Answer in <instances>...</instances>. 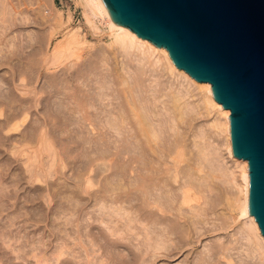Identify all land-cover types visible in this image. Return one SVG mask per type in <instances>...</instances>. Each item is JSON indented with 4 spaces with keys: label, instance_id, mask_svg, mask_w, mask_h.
Here are the masks:
<instances>
[{
    "label": "bare ground",
    "instance_id": "1",
    "mask_svg": "<svg viewBox=\"0 0 264 264\" xmlns=\"http://www.w3.org/2000/svg\"><path fill=\"white\" fill-rule=\"evenodd\" d=\"M80 2L85 18L105 23L112 41L85 66L58 74L59 88L50 87L47 101L54 118L64 106L61 119L68 126L76 121L83 149L99 158V169L127 172L121 178L129 190L126 207L116 206L113 215L123 219L115 226L138 249L137 263L200 248L193 264H264V237L248 203L247 162L231 150L229 110L214 100L209 83L177 68L165 48L114 22L102 0ZM74 34L54 47L53 59L82 47ZM211 112L220 139L198 122ZM231 228L230 236L205 243Z\"/></svg>",
    "mask_w": 264,
    "mask_h": 264
},
{
    "label": "rangeland",
    "instance_id": "2",
    "mask_svg": "<svg viewBox=\"0 0 264 264\" xmlns=\"http://www.w3.org/2000/svg\"><path fill=\"white\" fill-rule=\"evenodd\" d=\"M11 2L7 14L0 8V264H138L133 241L116 229L123 219L113 215L126 204L127 172L99 169V158L83 149L76 121L65 124L64 106L54 118L47 101L61 73L85 66L110 44L108 28L86 19L80 0ZM72 33L82 47L53 59L54 47ZM215 117L211 112L198 121L209 126L212 140L221 138L209 124ZM199 249L156 264H193Z\"/></svg>",
    "mask_w": 264,
    "mask_h": 264
},
{
    "label": "water",
    "instance_id": "3",
    "mask_svg": "<svg viewBox=\"0 0 264 264\" xmlns=\"http://www.w3.org/2000/svg\"><path fill=\"white\" fill-rule=\"evenodd\" d=\"M117 24L210 84L228 109L233 154L246 160L251 215L264 237V0H102Z\"/></svg>",
    "mask_w": 264,
    "mask_h": 264
}]
</instances>
